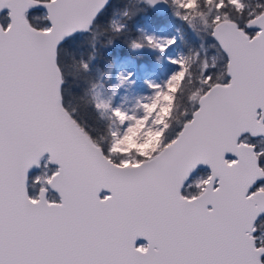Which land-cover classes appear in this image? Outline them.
Wrapping results in <instances>:
<instances>
[{
	"label": "snow or ice",
	"instance_id": "obj_1",
	"mask_svg": "<svg viewBox=\"0 0 264 264\" xmlns=\"http://www.w3.org/2000/svg\"><path fill=\"white\" fill-rule=\"evenodd\" d=\"M192 2L223 64L202 62L177 118L115 109L105 139L68 108L62 53L106 0H0V264H264V0ZM172 62L156 99L191 78ZM138 126L158 143L123 150Z\"/></svg>",
	"mask_w": 264,
	"mask_h": 264
},
{
	"label": "rangeland",
	"instance_id": "obj_2",
	"mask_svg": "<svg viewBox=\"0 0 264 264\" xmlns=\"http://www.w3.org/2000/svg\"><path fill=\"white\" fill-rule=\"evenodd\" d=\"M162 1L165 3L163 10L151 5L154 13L163 15L160 21H153L150 14H143L133 24L141 32L144 42L133 41L129 46V53L115 56L111 66L99 73L98 82L89 91L97 111L109 120L110 134L119 130L121 126V118L114 115L115 109L121 110L129 117L144 116L146 110L143 106L151 105L152 110L158 109L161 116L173 114V95L180 84V79H177L170 89H166L159 99L155 98L156 89L153 85L164 86L173 74L180 70V66L172 61L182 57L189 61L181 44L182 33L179 25L180 19H183L185 14H179L182 7L176 3V0ZM193 5L194 0L189 7ZM112 24L116 29L125 26L120 14L114 15ZM148 37L152 38V43L149 42ZM170 40H175V43L169 44ZM161 48L164 50L162 51ZM136 55L140 59H137ZM194 57L195 55L191 58V62L197 69L198 65ZM158 141L159 136L151 127L138 126L124 138L123 150L135 149L147 152L153 149ZM203 172L208 171L203 170Z\"/></svg>",
	"mask_w": 264,
	"mask_h": 264
},
{
	"label": "trees",
	"instance_id": "obj_3",
	"mask_svg": "<svg viewBox=\"0 0 264 264\" xmlns=\"http://www.w3.org/2000/svg\"><path fill=\"white\" fill-rule=\"evenodd\" d=\"M255 3L256 0H248V4L253 7ZM116 14H120V19L125 24L122 28L116 29L112 24V18ZM143 14H150L153 21H160L163 18V15L154 13L151 5L143 0H109L91 29L86 33L76 34V42L70 48L72 53H62L64 71L71 76L66 85L68 108L81 119L90 122V126L105 139L111 138L109 120L97 111L89 91L98 82L99 73L111 66L115 56L129 53V46L133 41L144 42L141 32L133 26ZM179 14H185V9L180 8ZM31 16H39L41 26L47 24L44 20L45 15L40 9L33 10ZM179 25L182 33L181 44L186 58H189L191 78L184 82L178 95H176L177 90L175 91L176 107L172 114L174 119L182 108L187 106L188 97L198 86L202 61L207 59L212 63L215 60L223 64V60H220L222 51L217 50L219 46L210 35L206 16L196 12L192 14L190 20L180 19ZM213 45L216 47L214 48ZM194 55L197 69L191 62ZM136 57L140 59L139 56ZM84 64L88 67L84 68Z\"/></svg>",
	"mask_w": 264,
	"mask_h": 264
},
{
	"label": "water",
	"instance_id": "obj_4",
	"mask_svg": "<svg viewBox=\"0 0 264 264\" xmlns=\"http://www.w3.org/2000/svg\"><path fill=\"white\" fill-rule=\"evenodd\" d=\"M145 1H147L150 5H152L153 7H156L157 9H160V10L165 9V3L162 0H156V3H154V4L151 3L150 0H145ZM97 2H99V0H97ZM108 2H109V0H106V4ZM40 10L44 13V15H46V9L40 8ZM213 39L215 40L214 37H213ZM217 44H218V42H217ZM57 79H59V73H57ZM202 168H206L208 170V172H210V168H207L206 166H202Z\"/></svg>",
	"mask_w": 264,
	"mask_h": 264
},
{
	"label": "flooded vegetation",
	"instance_id": "obj_5",
	"mask_svg": "<svg viewBox=\"0 0 264 264\" xmlns=\"http://www.w3.org/2000/svg\"><path fill=\"white\" fill-rule=\"evenodd\" d=\"M202 170H207V169L206 168H202ZM146 243H147V241L146 240H143V239H141V240L138 241V244H146Z\"/></svg>",
	"mask_w": 264,
	"mask_h": 264
}]
</instances>
